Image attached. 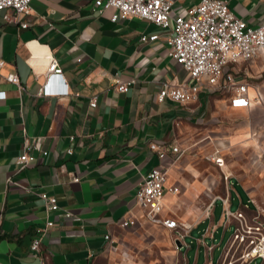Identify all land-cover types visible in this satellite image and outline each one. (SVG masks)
Listing matches in <instances>:
<instances>
[{"label":"crops","instance_id":"1","mask_svg":"<svg viewBox=\"0 0 264 264\" xmlns=\"http://www.w3.org/2000/svg\"><path fill=\"white\" fill-rule=\"evenodd\" d=\"M175 1L178 9L200 2ZM94 2L32 0L31 13L21 19L30 22L26 27L7 21L0 10V90L7 93L0 98V264H95L116 246L123 219L154 223L135 198L154 166L167 171V186L180 189L166 190L162 215L191 225L182 238L171 229L183 264H220L231 237L220 244L218 234L233 231L236 223L226 220L223 198L229 197L234 211H250L251 195L238 172L224 181L223 170L204 157L232 139L235 110L250 112L260 102L234 107L227 93L207 91L188 103L160 100L165 81H192L169 53L171 30L136 16L112 21L115 8L100 13ZM228 2L249 25L264 18V0ZM155 33L156 39L142 38ZM50 55L63 72L48 79V88H68L66 94L39 93L48 81ZM252 61L264 77V58ZM244 72L260 87L250 69ZM10 73L18 74L21 86L7 78ZM115 77L136 81L120 92ZM153 141L167 145L166 156L151 149ZM175 144L184 151L179 157ZM26 151L36 157L22 167L18 158ZM42 192L56 195L61 209L49 210ZM65 209L73 214L66 216ZM47 219L54 224L36 252L31 243Z\"/></svg>","mask_w":264,"mask_h":264},{"label":"built area","instance_id":"2","mask_svg":"<svg viewBox=\"0 0 264 264\" xmlns=\"http://www.w3.org/2000/svg\"><path fill=\"white\" fill-rule=\"evenodd\" d=\"M32 0H0V10L3 17L9 22H19L26 27L30 24L28 20H21L23 15L32 11ZM114 7L111 15L112 21L128 17L147 18L158 25L171 30L168 36L170 44V55L189 72L192 81L189 83H172L165 81L159 90L158 98L164 100L170 98L181 103H188L197 99L201 91L227 93L231 98V105L234 107H248L255 98L259 102L263 94L259 86L254 85L248 79L244 69L239 66L243 62H249L257 58H264V18L256 25H249L245 19L236 15L228 0H200L196 5L180 8L176 7L175 0H95L94 9L100 13ZM159 34L142 35L144 40L156 39ZM46 78L53 75H60L63 67L54 55L48 57L46 64ZM7 78L21 86L17 73H10ZM136 79L122 80L114 78L115 87L120 92H126L135 83ZM49 80L46 82L40 94L49 95L68 93L66 89L48 88ZM252 87L255 95L251 96ZM6 90H0V98L6 97ZM96 95L90 103L95 106ZM2 143L0 141V148ZM152 150L160 157L166 156L168 147L165 143L153 141L150 143ZM47 154L46 149L41 150ZM172 151L179 157L184 152L175 144ZM36 156L30 152H24L18 158L22 167H25ZM209 158L215 162L224 172V177L230 179L231 172L227 171L226 157L221 146H216ZM77 179V177H76ZM167 171L154 166L135 193V198L140 207L145 211L148 220L176 230L178 237H184L190 223L180 221L176 217L164 216V195L166 190L178 192V186H167ZM47 208L52 211L61 209L58 197L47 192H42ZM224 199V215L227 221L236 219L232 236L225 255L220 264H244L257 257L264 259V219L260 217L258 209L256 212H248L244 209L232 210L229 197ZM252 201V198H251ZM213 202L208 204L207 212ZM250 208V205L247 204ZM64 214L71 216L73 211L65 209ZM136 218H126L121 221V226L127 228L136 224ZM54 224L53 219H47L45 225L38 229V234L32 240L31 247L36 252L41 249L42 236ZM106 238L111 244L114 240L110 233ZM234 253L230 254L232 248ZM239 255L236 256V252ZM236 256V257H235Z\"/></svg>","mask_w":264,"mask_h":264},{"label":"rangeland","instance_id":"3","mask_svg":"<svg viewBox=\"0 0 264 264\" xmlns=\"http://www.w3.org/2000/svg\"><path fill=\"white\" fill-rule=\"evenodd\" d=\"M249 62H243L240 66L250 69L252 79L260 84L263 99L257 109L250 112L235 110L232 113L229 118L232 139L219 146L226 157V168L240 174V180L250 192L252 206L259 210L260 217L264 219V77L259 76L262 71L258 63ZM209 155L204 158H209ZM224 179L227 180L226 177ZM218 205H221L220 200ZM176 235L171 229L148 222L122 228L116 239V246L98 257L95 264H183ZM231 235L232 231H227L224 235L218 234L220 244H225ZM234 250L233 247L230 254ZM219 253L220 250L215 249V257L218 258ZM235 254L239 255V251ZM238 263L240 261L236 264ZM248 264H264V260L257 257Z\"/></svg>","mask_w":264,"mask_h":264},{"label":"trees","instance_id":"4","mask_svg":"<svg viewBox=\"0 0 264 264\" xmlns=\"http://www.w3.org/2000/svg\"><path fill=\"white\" fill-rule=\"evenodd\" d=\"M249 209H250V211H248V212L250 213V212H253V210H254L255 208H254L253 206H252V207L250 206ZM263 260H264V259H263Z\"/></svg>","mask_w":264,"mask_h":264},{"label":"water","instance_id":"5","mask_svg":"<svg viewBox=\"0 0 264 264\" xmlns=\"http://www.w3.org/2000/svg\"><path fill=\"white\" fill-rule=\"evenodd\" d=\"M178 245L180 246V243Z\"/></svg>","mask_w":264,"mask_h":264}]
</instances>
